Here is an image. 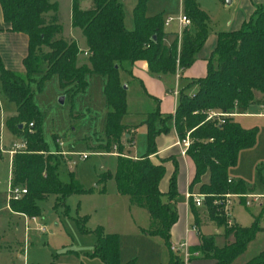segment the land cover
<instances>
[{"label": "trees", "instance_id": "16d2710c", "mask_svg": "<svg viewBox=\"0 0 264 264\" xmlns=\"http://www.w3.org/2000/svg\"><path fill=\"white\" fill-rule=\"evenodd\" d=\"M147 2L139 0L133 9L134 29L129 31L125 27L124 8L118 0H93L88 11H82L79 0H73L72 27L81 30L85 38L87 51L84 52L75 40L57 38L63 29L57 6L48 0H0L9 31L28 37L24 73L6 69L0 57L1 89L17 108V115L6 122V127L14 137H22L27 143V150L16 154L12 160L13 186L25 188L27 194L11 200L9 208L14 214L37 218L40 216L38 203L49 196L65 200L83 193L73 183L65 184L60 180L61 161L44 140L45 113L35 104L34 95L57 77L64 97L73 103L74 98L88 88V77L98 75L106 80L104 96L108 109L106 142L102 150L108 153L115 150L118 154L115 172L98 176L100 192L106 193L108 182L113 180L117 192L129 197L132 207L148 213L151 225L143 234L163 240L169 255L168 264H186L179 252L171 250V231L178 221L175 208L179 197L178 163L175 157H170L154 164L151 157L158 152V136L172 129L180 140L190 134L192 143L187 157L194 164V176L189 192L205 196L203 217L223 229L224 234L220 235L225 244L222 247L216 244V236L220 235H200V245L189 250L188 261L204 259L214 261V264H234L264 229L258 222L249 228L235 223L229 226L216 202L226 195L250 193L247 183L231 179L229 171L237 165L241 151L255 146L257 131L244 129L234 117L226 119L223 125L207 121V113L246 115L257 101L256 94L263 97L258 101L264 103V5L256 7L240 30L218 34L217 46L208 60L207 76L180 89L174 114L163 117L159 109L148 114L147 151L139 159H132L125 154L126 145L132 144L131 128L124 125L123 120L129 114L128 89L124 86H129L126 80L132 77L134 65L146 62L152 77L174 79L196 62L209 36L208 15L194 0H183L184 15L192 24L183 32L181 44L175 35L168 46L165 20L161 16L149 17ZM49 14L52 15L47 17ZM44 47L49 51L44 52ZM80 56H87V63L81 66L78 64ZM195 86L198 91L189 95L187 90ZM73 108L72 104L71 112ZM169 122L173 126H169ZM126 135H129L128 139ZM55 143L59 151L56 138ZM168 161L174 169L168 191L163 193L160 184L166 175L165 163ZM189 206L194 226L200 228L203 211L193 201ZM86 221L77 220L85 235L89 234L83 224ZM94 235L93 258L103 264H134L133 261H121L118 235L107 234L103 227H98ZM230 239H233L232 243ZM246 264H264V249Z\"/></svg>", "mask_w": 264, "mask_h": 264}, {"label": "rangeland", "instance_id": "374dc122", "mask_svg": "<svg viewBox=\"0 0 264 264\" xmlns=\"http://www.w3.org/2000/svg\"><path fill=\"white\" fill-rule=\"evenodd\" d=\"M57 1L61 6L59 19L64 30L57 38L69 41L66 35L71 28L68 0ZM138 1L118 0L124 8L125 27L129 31L134 29L133 9ZM181 1L183 4V0H148L147 15L161 16L164 20L177 19L184 14ZM194 1L208 15V26L213 32H228L232 20L242 9L241 0H234L231 5H227L225 0ZM174 39H169L170 44ZM43 51L48 52L49 49L44 47ZM174 87L175 85L173 90L176 89ZM177 89L179 92V85ZM63 96L64 91L58 78L53 77L45 84L42 92H35L34 98L40 111L45 113L44 140L61 161L60 180L65 184L73 183L83 193L65 200L52 195L39 202L40 216L37 217V223L25 222L27 216L18 217L9 208L8 194L13 182L12 161L7 152L25 140L11 136L6 127L7 114L4 117L0 113V151L2 149L5 152L0 156V264H103L91 256L96 244L94 231L98 227H103L107 234L119 236L123 263L133 261L134 264H167L169 257L163 240L143 234L151 225L148 213L144 209L132 207L129 197L117 192L113 180L108 182L106 193H101L97 186L98 176L113 173L117 163V159L111 155L113 152L102 150L106 142L102 135L105 132L108 109L101 77L92 76L86 92L78 94L73 103L67 98L65 104L61 105L59 99ZM5 99L0 85V101ZM255 99L258 101L263 97L256 94ZM257 101L249 107L246 115L234 117L244 129L256 130L257 137L255 146L241 151L237 165L229 171L231 179L244 180L250 189L249 199H233L231 215L233 222L241 227L249 228L258 222L264 229V103ZM127 102L129 114L125 117L124 124L139 125L144 118L142 113L154 110L153 102L149 101L142 89L132 84L128 86ZM2 112L4 114L6 109L3 108ZM55 138L64 144L62 149H69L73 153L68 160L55 148ZM143 147L145 139L138 144V148ZM131 154L134 153L131 151ZM82 155L89 157L84 160ZM185 200V196H179L177 202ZM247 201L251 203L249 206L246 205ZM202 211L201 217L204 220L205 208ZM79 219H87L83 224L89 234H82L77 223ZM209 223V234L202 236L224 234L223 229ZM27 226L30 227L29 231L26 230ZM39 226L45 228L44 233L38 231ZM215 230L220 233H215ZM216 244L220 247L225 244L221 235L216 236ZM263 249L264 232H260L234 264L248 263Z\"/></svg>", "mask_w": 264, "mask_h": 264}, {"label": "crops", "instance_id": "0c3cea01", "mask_svg": "<svg viewBox=\"0 0 264 264\" xmlns=\"http://www.w3.org/2000/svg\"><path fill=\"white\" fill-rule=\"evenodd\" d=\"M48 1L50 4L57 6L58 19H59L60 14H61L60 2H58L57 0L55 1L48 0ZM241 1H242L241 2L242 9L238 12L237 16L232 20L230 30L228 32H234V31L240 30L243 23L249 20V18L253 15V13L256 10V7L260 5H264V0H241ZM234 2L235 1L232 0V4ZM67 3H68L67 9H68V14H69V26L71 28H70V33L66 35L69 38V40L70 39L75 40L79 44L80 49L86 52L87 51L86 42H85V38L82 35L81 30L74 29L72 27L73 0H68ZM79 4H80V9L82 11H88L92 8L93 0H79ZM181 4H182V1H181ZM182 8H183V4H182ZM51 15L52 14H49L47 16L50 17ZM149 17H153V16H149ZM59 24L61 25L60 19H59ZM9 29H10L9 25L4 21L2 9L0 7V57L6 69L12 72H16V73H24L25 69L23 66V61L27 57V54H28V37L24 34L12 33L9 31ZM63 33H64V30H63ZM177 33H178L177 23H173L170 27H166V34H167V36L165 37L166 44H170L169 39L175 38V35H177ZM222 33H225V32H222ZM218 34H220V32L210 31V28H209L208 39L204 47L202 48V50L198 53L196 62L184 73L177 74L174 79L162 80V79H157V78L152 77L149 74L148 65L146 62L140 61L134 65L133 70H132V77L128 78L126 82L130 85L132 84L142 89L143 93L149 99V101L153 102L154 110L148 113L143 112L142 115H144V118L141 120L139 125L124 124V120H123V124L131 128V139H132L131 146L129 144L126 145V151H125L126 156L132 159H139L146 153L147 151V127L149 123V120H148L149 113L154 112L157 109H159L163 117L170 115V114H174L177 108L178 98H179V92L177 96L174 94V92L177 89L178 85L180 89H183L190 82L203 79L207 76L208 60L210 59L212 53L214 52L217 46ZM85 59H87V56H80L79 62H78L79 66L87 63V60ZM92 76H98V75H92ZM92 76H89L87 79L88 86H89V79ZM101 79H102V91L104 94V87H105L106 80L103 77H101ZM171 83L172 85L170 86ZM173 85H175L174 88L176 89L172 91ZM197 91H198V87L195 86V87L189 88V90H187V93L189 95H195ZM104 100H105V96H104ZM34 102H35V98H34ZM3 108L6 109V112L4 114L2 112ZM128 111H129V108H128ZM0 113L4 117L7 114V118H8L7 121H8L11 117H14L17 115V108L14 104L10 103L6 98L5 101H2V100L0 101ZM241 116L242 115H236L235 118H238ZM168 125L173 126V123L169 122ZM11 136L13 137V135ZM102 136L105 137V135H102ZM126 138L128 139L129 135H126ZM144 139H145V147L138 148L139 141L144 140ZM178 140H179L178 135L174 129H172L167 134L158 136V138L156 139L158 152L156 155L151 157V161L154 164H159L160 160L162 159L166 160L170 157L176 158V161L179 167V175H178V181H177L179 196L186 197V193L189 192L190 182L194 176V164L188 157L181 156L180 148L177 146ZM58 145H59V151H60L59 154H61L62 156H65L66 157L65 159L68 160L69 157L73 155V153L70 152L69 149H62L64 148V144L60 140H58ZM1 151H2V154H5V152L2 149ZM131 151L134 154H131ZM99 155L101 154L99 153ZM111 155L115 159L118 158V154L115 150L113 151V153H111ZM165 168H166V175L160 184V190L163 193H166L168 191L169 180L172 176L173 169H174L172 162L170 161L166 162ZM186 200L181 203H178L176 201L175 203V208L178 213V221L174 225L171 231V244L172 246H179L187 242L189 246V250H190L200 245V235L209 234L208 227L210 226L211 223L207 221L206 217H203L204 218L202 222L203 225L200 228L194 226V218L191 213L189 202ZM195 227L197 228V231L193 230V228ZM215 233L218 234L220 233V231L215 230ZM180 256L183 258L186 264H214V261L204 260V259L186 261L184 252H180Z\"/></svg>", "mask_w": 264, "mask_h": 264}, {"label": "built area", "instance_id": "2783aa9c", "mask_svg": "<svg viewBox=\"0 0 264 264\" xmlns=\"http://www.w3.org/2000/svg\"><path fill=\"white\" fill-rule=\"evenodd\" d=\"M173 23H177L178 25V39H179V44H181V40H182V36H183V32L191 27V20L184 14H181L177 19L174 18H167L165 20V27H170ZM174 94L177 96L178 95V90L176 89ZM235 114H227V113H222V112H209L207 113V121H217L218 124L223 125L226 123V119L228 118H233L235 117ZM33 125H31L32 127ZM191 139H190V134H188V136L183 139V140H178L177 142V146L180 148V154L182 157H187V150L191 145ZM27 150V143L24 141L21 144H16L14 145V147L9 150L7 153L9 154L11 160H13V157L18 154V153H24ZM89 156L88 155H82L81 158L86 160ZM27 194V190L25 188H18V187H14L11 185V189L9 191L8 194V199L9 202L11 200H17L19 198H21L23 195ZM255 197V196H254ZM250 196L248 195H226L223 197V200L216 202V204L219 206L220 208V212L227 218V222L229 226H232L234 224L233 220H232V215H231V210L233 207V199H249ZM186 199L188 202L193 201V203L196 205L197 208H202L204 206V200H205V196L203 195H198V194H193L190 192L186 193ZM251 203L249 201L246 202V205L249 206ZM26 217V216H25ZM27 223L29 222H34L37 223V218H31L28 219V217H26V221ZM27 231L30 230V227L27 226L26 228ZM194 231H197V228H193ZM38 231L44 233L45 232V228L39 226L38 227ZM171 250L175 253L177 252H184L186 261L189 258V246L188 243L185 242L179 246H172Z\"/></svg>", "mask_w": 264, "mask_h": 264}, {"label": "water", "instance_id": "95a60500", "mask_svg": "<svg viewBox=\"0 0 264 264\" xmlns=\"http://www.w3.org/2000/svg\"><path fill=\"white\" fill-rule=\"evenodd\" d=\"M225 1H226L227 5H231L232 4V0H225ZM154 39H156V37H154ZM124 89L127 90L128 87L127 86H124ZM65 101H66V98L64 96L59 99V103L61 105H64L65 104ZM21 128H22V126H21Z\"/></svg>", "mask_w": 264, "mask_h": 264}]
</instances>
